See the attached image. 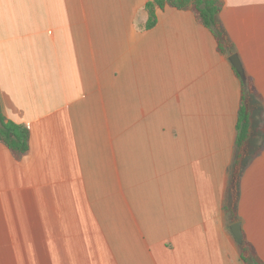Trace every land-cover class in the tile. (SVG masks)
Masks as SVG:
<instances>
[{
	"label": "crops",
	"instance_id": "0c3cea01",
	"mask_svg": "<svg viewBox=\"0 0 264 264\" xmlns=\"http://www.w3.org/2000/svg\"><path fill=\"white\" fill-rule=\"evenodd\" d=\"M221 1L264 99V0ZM150 2L0 0L1 108L30 133L20 157L0 142V264H246L224 210L242 81L191 10L155 6L149 28ZM255 101L251 153L263 144ZM175 114L196 117L211 139L193 146L216 164L228 152L229 166L199 159L147 187L138 169L124 187L123 116L138 148L141 116ZM238 213L264 261V148L242 176Z\"/></svg>",
	"mask_w": 264,
	"mask_h": 264
},
{
	"label": "trees",
	"instance_id": "16d2710c",
	"mask_svg": "<svg viewBox=\"0 0 264 264\" xmlns=\"http://www.w3.org/2000/svg\"><path fill=\"white\" fill-rule=\"evenodd\" d=\"M165 5L179 10H191L199 23L212 31L217 43L218 52L226 56L227 59H229L231 55L237 53L219 17L224 6L221 0H154L153 3L150 2L147 5V9L150 13L149 28L153 27L155 24V6L164 8ZM235 73L237 77L241 79L236 71ZM253 98L264 105V99L255 85L254 78L246 73V79L244 82L242 81V92L236 128L237 133L234 146L235 152L232 164L228 170V192L224 206L225 213L228 215L231 224L241 220L238 213V205L240 199V183L244 171L251 164L252 159L260 155L264 148V115L259 127L263 135V144L254 153H251L249 148V142L254 128ZM29 138V129L7 120L3 114L0 103V142L9 148L16 157H20L25 155L29 150ZM243 233L244 242L242 245H238L241 259L246 264H264V261L260 258L253 244L247 239L244 230Z\"/></svg>",
	"mask_w": 264,
	"mask_h": 264
},
{
	"label": "rangeland",
	"instance_id": "374dc122",
	"mask_svg": "<svg viewBox=\"0 0 264 264\" xmlns=\"http://www.w3.org/2000/svg\"><path fill=\"white\" fill-rule=\"evenodd\" d=\"M255 104L257 106L254 118L261 125L263 118L261 111L264 110V106L258 101H255ZM195 119L196 117L178 114L141 116L138 133L140 147L136 148L137 137L133 131V117L131 115L123 116L124 187L135 186L136 181L131 177L138 169L141 176L140 187H147L149 183H154L155 178L166 172L193 171L194 162H198L199 159L208 170H213L216 173L225 171L230 160L228 152L225 154L224 162L216 164L214 156L212 157L211 154V148L197 149L193 146L196 140L211 139L209 132L196 133L194 130ZM259 143L260 141L256 140L254 150L258 148ZM148 145L151 147L148 148ZM148 171L152 173L151 180L147 179Z\"/></svg>",
	"mask_w": 264,
	"mask_h": 264
},
{
	"label": "water",
	"instance_id": "95a60500",
	"mask_svg": "<svg viewBox=\"0 0 264 264\" xmlns=\"http://www.w3.org/2000/svg\"><path fill=\"white\" fill-rule=\"evenodd\" d=\"M229 61L233 66L234 70L238 73L242 81L244 82L246 79V71L241 61L239 54L235 53L229 57ZM231 234L233 235L234 239L238 243V245H242L244 242V233L243 227L241 222H236L231 224L230 226Z\"/></svg>",
	"mask_w": 264,
	"mask_h": 264
}]
</instances>
